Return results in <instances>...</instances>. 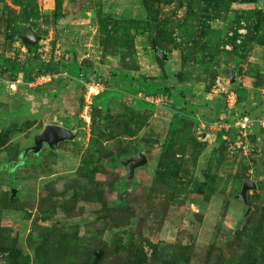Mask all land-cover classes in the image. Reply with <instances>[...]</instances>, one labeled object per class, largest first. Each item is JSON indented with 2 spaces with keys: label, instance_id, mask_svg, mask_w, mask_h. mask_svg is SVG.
I'll list each match as a JSON object with an SVG mask.
<instances>
[{
  "label": "rangeland",
  "instance_id": "rangeland-1",
  "mask_svg": "<svg viewBox=\"0 0 264 264\" xmlns=\"http://www.w3.org/2000/svg\"><path fill=\"white\" fill-rule=\"evenodd\" d=\"M0 264H264V0H0Z\"/></svg>",
  "mask_w": 264,
  "mask_h": 264
},
{
  "label": "water",
  "instance_id": "water-1",
  "mask_svg": "<svg viewBox=\"0 0 264 264\" xmlns=\"http://www.w3.org/2000/svg\"><path fill=\"white\" fill-rule=\"evenodd\" d=\"M21 40L26 45L37 44L41 36L36 33L32 25L27 26L26 34L20 36ZM232 80L235 79V74H231ZM74 133L71 129L62 127L59 125H48L45 130L36 136L35 145L29 148L32 151H38L41 149L44 142H47L50 147L54 148L58 142L67 139H73ZM28 151V149L26 150ZM137 165L144 164L147 161V157L144 154H141L139 157H136ZM251 188H256V183L249 178H243V188L240 193V198L242 199L245 206L248 208L247 201V191Z\"/></svg>",
  "mask_w": 264,
  "mask_h": 264
},
{
  "label": "built area",
  "instance_id": "built-area-1",
  "mask_svg": "<svg viewBox=\"0 0 264 264\" xmlns=\"http://www.w3.org/2000/svg\"><path fill=\"white\" fill-rule=\"evenodd\" d=\"M12 86L16 87V82L12 83ZM103 89L101 80L100 79H94L93 82L89 83L87 85L86 93H85V99H84V118L87 122L91 120L90 109L93 102L94 97H96L101 90ZM230 99L232 101L231 105L236 103V98L232 94L230 95ZM252 123V119L249 115H236L232 119H216L213 123H211L212 126H217L219 129H224L226 131H232L234 133H241L244 134L248 128H250V125Z\"/></svg>",
  "mask_w": 264,
  "mask_h": 264
},
{
  "label": "trees",
  "instance_id": "trees-1",
  "mask_svg": "<svg viewBox=\"0 0 264 264\" xmlns=\"http://www.w3.org/2000/svg\"><path fill=\"white\" fill-rule=\"evenodd\" d=\"M27 47H29V48H31L32 47V45H26ZM241 99V98H240ZM241 101H243L242 99H241ZM243 115H245V114H243ZM234 117V115L232 116V118ZM231 118V119H232Z\"/></svg>",
  "mask_w": 264,
  "mask_h": 264
}]
</instances>
